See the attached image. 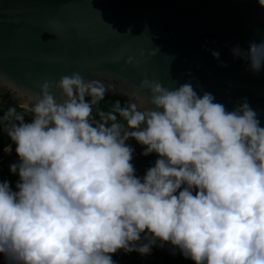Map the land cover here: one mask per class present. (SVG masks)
Segmentation results:
<instances>
[{
    "label": "clouds",
    "instance_id": "obj_1",
    "mask_svg": "<svg viewBox=\"0 0 264 264\" xmlns=\"http://www.w3.org/2000/svg\"><path fill=\"white\" fill-rule=\"evenodd\" d=\"M234 52L254 72L264 64V42ZM124 64L137 66L132 56ZM112 88L73 72L40 85L22 106L30 122L9 109L18 157L9 171L19 179L15 191L0 181L5 264H115L117 251L148 255L157 242L193 264H264V127L256 112L247 102L227 111L190 83L169 88L145 78L126 106L93 122V106ZM129 139L157 156L143 177Z\"/></svg>",
    "mask_w": 264,
    "mask_h": 264
},
{
    "label": "water",
    "instance_id": "obj_2",
    "mask_svg": "<svg viewBox=\"0 0 264 264\" xmlns=\"http://www.w3.org/2000/svg\"><path fill=\"white\" fill-rule=\"evenodd\" d=\"M262 42L257 0H0V98L28 111L43 82L76 72L128 102L147 78L190 83L227 111L247 102L264 127V64L254 72L234 52Z\"/></svg>",
    "mask_w": 264,
    "mask_h": 264
},
{
    "label": "trees",
    "instance_id": "obj_3",
    "mask_svg": "<svg viewBox=\"0 0 264 264\" xmlns=\"http://www.w3.org/2000/svg\"><path fill=\"white\" fill-rule=\"evenodd\" d=\"M117 103H119L121 106H126L128 102L127 99L121 96H105L103 100H101L97 105L93 106V122L102 121L101 114L112 112ZM12 108H14L16 112L20 114V109L15 104L11 103L7 96L0 98V150L5 144L10 142L14 147V151L16 148L15 143L12 142L8 137V130L15 121L11 118H6L5 115V111H9V109ZM24 116L25 115H23V117ZM121 123H123V121H121ZM135 145L137 147V151L133 153V159L131 162L136 169V175L143 177L146 170L154 165L157 156L154 153L147 156L142 155L144 147L137 142H135ZM14 159L15 160L12 162V164L18 163L16 152H14ZM5 164L6 163L0 165V181H8L10 187L15 191V185L19 179L18 175L11 173L9 171L10 166H6ZM141 242H146L143 240V234ZM152 248H154L156 252L166 256L165 262L167 264H193V261L184 258L178 250L174 249L167 243L159 245V242H157V244L153 245ZM112 259L115 264H137V262L134 260L132 252L125 253L123 250L117 251L115 254H113ZM0 264H5L3 257H0Z\"/></svg>",
    "mask_w": 264,
    "mask_h": 264
},
{
    "label": "built area",
    "instance_id": "obj_4",
    "mask_svg": "<svg viewBox=\"0 0 264 264\" xmlns=\"http://www.w3.org/2000/svg\"><path fill=\"white\" fill-rule=\"evenodd\" d=\"M19 109V113L25 115L24 120L30 122L32 113L21 108ZM7 113L8 111H5V115H7ZM135 142L136 141L134 139H129L128 141H126V143L134 150L133 153L137 151ZM14 152V147L11 142L5 144L0 150V165L3 163H7L12 158H14ZM132 254L137 264H167L165 262L166 256L156 252L154 248L151 249V252L148 255H141L136 251H132Z\"/></svg>",
    "mask_w": 264,
    "mask_h": 264
},
{
    "label": "rangeland",
    "instance_id": "obj_5",
    "mask_svg": "<svg viewBox=\"0 0 264 264\" xmlns=\"http://www.w3.org/2000/svg\"><path fill=\"white\" fill-rule=\"evenodd\" d=\"M14 160H15V159L12 158V159H11L9 162H7L5 165H6V166H10Z\"/></svg>",
    "mask_w": 264,
    "mask_h": 264
},
{
    "label": "crops",
    "instance_id": "obj_6",
    "mask_svg": "<svg viewBox=\"0 0 264 264\" xmlns=\"http://www.w3.org/2000/svg\"><path fill=\"white\" fill-rule=\"evenodd\" d=\"M159 253V252H158ZM167 254V253H166ZM168 255V254H167Z\"/></svg>",
    "mask_w": 264,
    "mask_h": 264
}]
</instances>
